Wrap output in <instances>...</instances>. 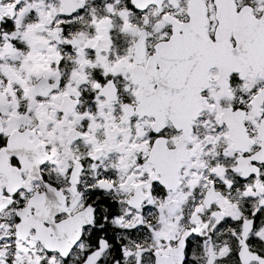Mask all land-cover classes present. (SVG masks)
I'll use <instances>...</instances> for the list:
<instances>
[{
	"label": "snow or ice",
	"instance_id": "snow-or-ice-1",
	"mask_svg": "<svg viewBox=\"0 0 264 264\" xmlns=\"http://www.w3.org/2000/svg\"><path fill=\"white\" fill-rule=\"evenodd\" d=\"M0 264H264V0H0Z\"/></svg>",
	"mask_w": 264,
	"mask_h": 264
}]
</instances>
